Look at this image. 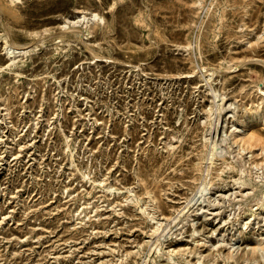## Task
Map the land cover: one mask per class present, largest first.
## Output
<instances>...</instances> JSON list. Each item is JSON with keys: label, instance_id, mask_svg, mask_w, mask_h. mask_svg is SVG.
Masks as SVG:
<instances>
[{"label": "rangeland", "instance_id": "obj_1", "mask_svg": "<svg viewBox=\"0 0 264 264\" xmlns=\"http://www.w3.org/2000/svg\"><path fill=\"white\" fill-rule=\"evenodd\" d=\"M263 91L264 0H0V264H264Z\"/></svg>", "mask_w": 264, "mask_h": 264}, {"label": "bare ground", "instance_id": "obj_2", "mask_svg": "<svg viewBox=\"0 0 264 264\" xmlns=\"http://www.w3.org/2000/svg\"><path fill=\"white\" fill-rule=\"evenodd\" d=\"M256 19V18H255ZM11 46V45H10ZM14 46H11V47H9V50L11 49V48H13ZM15 48V47H14ZM13 51H9V53H12ZM260 92H262V91H260ZM263 93H264V91H263ZM223 96V95H222ZM253 113H255V112H253ZM242 123L243 124H245V120L244 121H242ZM263 123H264V117H263ZM248 137H247V140H246V142L248 141H250V142H252L253 140H257V138H256V134L254 135V133H250L249 135H247ZM245 139V137H243V140ZM242 140V139H241ZM259 140V139H258ZM245 141V140H244ZM249 142V143H250ZM172 146V145H171ZM171 146H169V147H171ZM174 146V145H173ZM185 154V153H184ZM189 155V154H188ZM179 160V159H178ZM186 161H189V159H187ZM177 162V161H176ZM158 163V162H157ZM156 163V164H157ZM189 166V165H188ZM188 169V168H187ZM164 173V172H163ZM186 173H188V172H186ZM162 174V173H161ZM191 174V173H190ZM138 175V174H137ZM189 175V174H188ZM136 176V175H135ZM142 177V176H141ZM143 179V178H142ZM183 179V178H182ZM145 189H147V187L146 188H144V190ZM149 190V189H148ZM204 190V189H203ZM147 191V190H146ZM201 192H202V188H201ZM202 193H200V195H201ZM197 199V198H196ZM194 204H195V202H194ZM187 205V204H186ZM192 206V205H191ZM186 214V213H185ZM181 215V214H180ZM189 217V216H188ZM187 217V218H188ZM151 218V217H150ZM179 218V217H178ZM186 218V217H185ZM177 219V218H176ZM157 223V222H156ZM156 225V224H155ZM154 226V225H153ZM194 230H195V228H194ZM195 233V232H194ZM192 251V250H191ZM198 253H200V252H198ZM202 253H200V255H201ZM200 255H199V257H200ZM199 259V258H198Z\"/></svg>", "mask_w": 264, "mask_h": 264}]
</instances>
